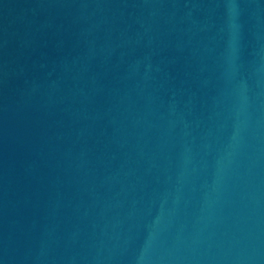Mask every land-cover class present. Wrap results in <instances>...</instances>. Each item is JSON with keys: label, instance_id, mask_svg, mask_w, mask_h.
<instances>
[{"label": "water", "instance_id": "1", "mask_svg": "<svg viewBox=\"0 0 264 264\" xmlns=\"http://www.w3.org/2000/svg\"><path fill=\"white\" fill-rule=\"evenodd\" d=\"M0 264H264V0H0Z\"/></svg>", "mask_w": 264, "mask_h": 264}]
</instances>
